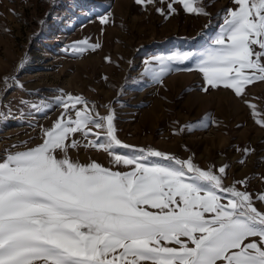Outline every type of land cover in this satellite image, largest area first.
Returning a JSON list of instances; mask_svg holds the SVG:
<instances>
[{
	"label": "snow or ice",
	"instance_id": "1",
	"mask_svg": "<svg viewBox=\"0 0 264 264\" xmlns=\"http://www.w3.org/2000/svg\"><path fill=\"white\" fill-rule=\"evenodd\" d=\"M135 3H166L156 8L165 17L175 4L208 14L203 0ZM234 4L205 47L147 62L161 65L157 82L194 65L203 74L202 91L222 86L256 109L244 97L248 85L264 81V0ZM99 47L88 39L70 46L75 54ZM58 91L43 111L63 110L51 127L41 126V142L0 153V264H264V211L256 206L264 192H249L248 177L227 185L229 165L202 169L191 157L122 143L114 110L100 115L83 96ZM258 122L264 126V118ZM81 148L103 151L108 166L74 158Z\"/></svg>",
	"mask_w": 264,
	"mask_h": 264
},
{
	"label": "rangeland",
	"instance_id": "2",
	"mask_svg": "<svg viewBox=\"0 0 264 264\" xmlns=\"http://www.w3.org/2000/svg\"><path fill=\"white\" fill-rule=\"evenodd\" d=\"M203 5L207 15L189 14L175 4L177 11L165 17L156 8L166 3L0 0V153L23 141H30L28 147L41 142V126L51 127L63 110L43 109L54 105L62 89L83 96L100 115L114 110L122 143L191 157L202 169L229 165L225 184L248 177L249 192H264V126L258 122L264 118V81L245 89L253 110L222 86L202 91L203 74L194 65L157 82L161 65L147 63L176 50L202 49L220 31L227 9L235 7L234 0H203ZM85 39L100 47L72 53L73 42ZM5 77L17 79L5 82ZM13 83L23 87H10ZM71 155L108 166L109 157L100 150L81 148ZM256 206L264 211V202Z\"/></svg>",
	"mask_w": 264,
	"mask_h": 264
}]
</instances>
